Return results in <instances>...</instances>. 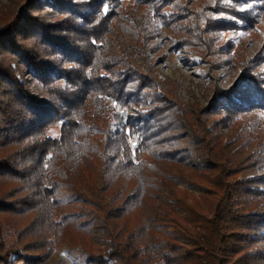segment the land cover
I'll list each match as a JSON object with an SVG mask.
<instances>
[{"label":"trees","instance_id":"16d2710c","mask_svg":"<svg viewBox=\"0 0 264 264\" xmlns=\"http://www.w3.org/2000/svg\"><path fill=\"white\" fill-rule=\"evenodd\" d=\"M171 1L179 11L0 3V264H45L63 246L86 264H264V135L252 134L264 79L243 65L228 86L208 83L205 105L176 101L150 75L163 26L209 70L226 53L216 0ZM118 15L135 54L107 37Z\"/></svg>","mask_w":264,"mask_h":264},{"label":"rangeland","instance_id":"374dc122","mask_svg":"<svg viewBox=\"0 0 264 264\" xmlns=\"http://www.w3.org/2000/svg\"><path fill=\"white\" fill-rule=\"evenodd\" d=\"M13 1L16 0H0V3L8 6ZM165 3H167L164 7L166 12L180 10V3L171 0H165ZM123 5L131 7L133 0H124ZM215 5L212 9L215 12L213 18L218 20L220 28H223V31L216 30L215 34H212L217 37V47H220L215 51L216 53L223 51L226 54L221 56V60L217 58L220 64L213 69L214 71L209 70L208 65L204 64L198 55L188 54L186 50L179 48L175 39L177 36L172 35L171 30L166 26L162 28L164 36L160 43L161 49L154 54L150 75L170 90L171 96H176V101L180 103L193 105L198 102L200 105H205V87L208 83L212 85L211 80H213L220 85L228 86L236 79L243 65L253 67V72H259L260 78L264 79V0H216ZM142 11L143 7L139 6L135 19L137 23L141 20ZM218 11L223 12L216 14ZM121 18L120 15L113 18L107 37L117 49L127 48L128 54H135L133 48H128L125 42L126 33L120 23ZM223 57H225L224 60H222ZM135 63L141 64L139 55H135ZM173 82L176 84V89ZM253 120L255 128L252 134L255 133L261 138L264 135V112L254 114ZM8 188V185L1 186L0 192ZM189 191L197 195L201 193L194 187H191ZM59 198L62 199L60 206L69 207L76 202L69 190H61ZM56 260L86 264V261L79 257L77 250L70 252L66 246L57 247L51 259L45 264H55Z\"/></svg>","mask_w":264,"mask_h":264}]
</instances>
